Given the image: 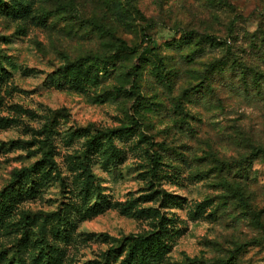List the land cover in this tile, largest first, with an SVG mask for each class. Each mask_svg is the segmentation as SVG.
Wrapping results in <instances>:
<instances>
[{
  "label": "rangeland",
  "instance_id": "rangeland-1",
  "mask_svg": "<svg viewBox=\"0 0 264 264\" xmlns=\"http://www.w3.org/2000/svg\"><path fill=\"white\" fill-rule=\"evenodd\" d=\"M259 148L264 0H0V264H264Z\"/></svg>",
  "mask_w": 264,
  "mask_h": 264
},
{
  "label": "trees",
  "instance_id": "trees-1",
  "mask_svg": "<svg viewBox=\"0 0 264 264\" xmlns=\"http://www.w3.org/2000/svg\"><path fill=\"white\" fill-rule=\"evenodd\" d=\"M122 46L128 47V46H126L125 44H123ZM255 80H256V82L259 81L258 78H255ZM258 93H260V95L263 94L262 91H259ZM259 150H260L259 153H262V154L264 155V149H263V148H259ZM48 152H49V151H48ZM48 152L44 154V158H47V159H49L51 162H53V160H52V158L50 157V155H49ZM142 240L145 241L144 237H138V238H136L134 241H132V243H131V249L134 250V251H136L137 248L139 247V243H140ZM132 252H133V251H132ZM121 264H133V260L131 259V257H128V258L123 259L122 262H121Z\"/></svg>",
  "mask_w": 264,
  "mask_h": 264
}]
</instances>
